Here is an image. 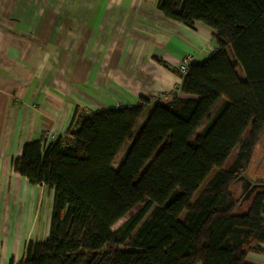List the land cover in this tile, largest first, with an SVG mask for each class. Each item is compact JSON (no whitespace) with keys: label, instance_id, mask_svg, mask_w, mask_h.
Here are the masks:
<instances>
[{"label":"trees","instance_id":"16d2710c","mask_svg":"<svg viewBox=\"0 0 264 264\" xmlns=\"http://www.w3.org/2000/svg\"><path fill=\"white\" fill-rule=\"evenodd\" d=\"M158 9L209 26L217 50L150 111L92 113L66 138L23 145L14 171L54 190V203L48 239L30 242L18 264H249L263 252L264 190L243 202L236 189L264 137V0H159Z\"/></svg>","mask_w":264,"mask_h":264},{"label":"crops","instance_id":"0c3cea01","mask_svg":"<svg viewBox=\"0 0 264 264\" xmlns=\"http://www.w3.org/2000/svg\"><path fill=\"white\" fill-rule=\"evenodd\" d=\"M158 1L0 0V264L50 232L54 190L13 168L24 144L117 105L150 111L183 84L187 55L200 63L217 50L213 29L165 18ZM261 249L249 264H264Z\"/></svg>","mask_w":264,"mask_h":264},{"label":"rangeland","instance_id":"374dc122","mask_svg":"<svg viewBox=\"0 0 264 264\" xmlns=\"http://www.w3.org/2000/svg\"><path fill=\"white\" fill-rule=\"evenodd\" d=\"M228 54H229L231 60L233 62H236V59L232 55V52H231L230 49L228 50ZM237 73L243 79L245 78L244 72L242 71L241 68L238 69V72ZM174 88H176V87H174ZM174 90L175 89H173L172 91H170L167 95L173 93ZM139 124H141V121L139 122ZM137 130H138V128H137ZM247 134H248V132H247ZM128 147H129L128 145L125 146V148L123 149V151L120 153V155L116 159V162L114 164V168H117L118 167V165L120 163V160L122 159V157H123V155L126 152V150H127ZM237 153H238V148L232 153L231 157L229 158L228 162L225 165V169H228L232 165V163L236 159ZM213 175L211 176V178L213 177ZM247 177L250 179V181L253 184H261L262 182H264V140L263 139H262L260 145L256 148V150L254 152L253 161H252L251 167L249 168V170L247 172ZM236 190H237V195H239V193H240V185L237 187ZM196 198H197V196L193 198L192 203L196 200ZM185 214H186V212L183 213L182 217Z\"/></svg>","mask_w":264,"mask_h":264},{"label":"built area","instance_id":"2783aa9c","mask_svg":"<svg viewBox=\"0 0 264 264\" xmlns=\"http://www.w3.org/2000/svg\"><path fill=\"white\" fill-rule=\"evenodd\" d=\"M213 53L210 55L212 56ZM196 57L192 56V55H187L179 64H178V67H177V70H178V73L180 75V78L183 79V77L189 72L190 70V67L194 64H196ZM181 92V85H177V87L175 88V90L173 91V93L169 94V95H163V96H158V97H154V99L152 100H155V102L159 101V100H163V99H167L170 95L172 94H176V95H179ZM145 102H142L141 105H144L145 106ZM125 106L123 105H117L115 108L116 109H121ZM126 107H129V106H126ZM131 107V106H130ZM76 122V121H75ZM74 122V123H75ZM73 123V124H74ZM73 128V125L72 127ZM68 132V131H67ZM67 132L65 134H62L61 137L63 138H66L67 137ZM58 137L57 133L54 132L52 129L51 130H48L45 132V135H44V140L46 141V144H50L52 143L54 140H56Z\"/></svg>","mask_w":264,"mask_h":264},{"label":"water","instance_id":"95a60500","mask_svg":"<svg viewBox=\"0 0 264 264\" xmlns=\"http://www.w3.org/2000/svg\"><path fill=\"white\" fill-rule=\"evenodd\" d=\"M264 140V137H263ZM237 183L240 184L242 189V201H248L253 194L257 191L264 190V184H253L247 176H242L238 179Z\"/></svg>","mask_w":264,"mask_h":264},{"label":"flooded vegetation","instance_id":"af4514ba","mask_svg":"<svg viewBox=\"0 0 264 264\" xmlns=\"http://www.w3.org/2000/svg\"><path fill=\"white\" fill-rule=\"evenodd\" d=\"M242 195V189L240 188V196Z\"/></svg>","mask_w":264,"mask_h":264}]
</instances>
